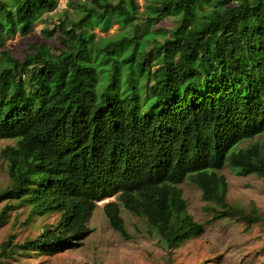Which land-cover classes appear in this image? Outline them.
I'll list each match as a JSON object with an SVG mask.
<instances>
[{
	"label": "trees",
	"instance_id": "obj_1",
	"mask_svg": "<svg viewBox=\"0 0 264 264\" xmlns=\"http://www.w3.org/2000/svg\"><path fill=\"white\" fill-rule=\"evenodd\" d=\"M70 2L81 14L59 31L71 26L76 37H61L57 54L41 43L18 59L4 48L6 36L27 35L58 0H0V138L14 139L0 151L10 179L0 199L27 203L31 216L58 214L33 239L3 240L0 260L81 244L103 199L123 238L132 235L121 206L169 253L203 231L179 187L186 179L213 203L212 219L264 221L254 204L227 200L221 172L229 165L237 175L264 176V146L255 140L264 134V0H160L142 34L130 13L136 0ZM172 11L171 29L149 30ZM115 21L129 30L96 41L88 29ZM156 34L162 68L152 74L145 46Z\"/></svg>",
	"mask_w": 264,
	"mask_h": 264
},
{
	"label": "rangeland",
	"instance_id": "obj_2",
	"mask_svg": "<svg viewBox=\"0 0 264 264\" xmlns=\"http://www.w3.org/2000/svg\"><path fill=\"white\" fill-rule=\"evenodd\" d=\"M70 1L58 0L56 8L38 18L27 35L16 33L6 36L4 48L18 59H23L26 53L31 52V46L41 43L48 44L54 53H59L63 46L61 37H76V31L71 26L60 36V23L62 20L77 19L81 14ZM76 1L82 0H74ZM136 1L139 8L135 13L133 10L130 13L136 16L135 22L142 34L147 28L148 16L157 15L160 11V0ZM175 21L176 13L166 12L158 20L149 21L153 22L149 30L171 29ZM129 28V25L122 26L118 21L106 30L98 24L88 27L89 31L95 33L96 41H105L128 31ZM44 29L52 30V35L44 34ZM161 41V36L156 34L151 36L145 46L152 74L160 73L162 68L160 57L154 54L152 49L153 45ZM101 87L102 82L99 89ZM252 140H244L241 145H246ZM255 140L264 146V134L256 136ZM13 143L12 138H0V151L4 146ZM221 172L228 182L227 200L233 205L245 208H251L254 204L264 218V176L255 173L247 176L237 175L229 165H225ZM9 183L7 162L0 155V191ZM179 187L187 202L188 211L202 223L203 231L169 253L159 237L147 231L142 217L121 206V215L132 235L131 238H123L119 231L111 227L102 208L107 199H103L98 202L87 222L90 232L81 244L51 253L19 251L0 260V264H264V221L247 225L239 219L227 216L212 219V212L207 206L213 203L203 200L197 184L186 179ZM6 205L11 208H6V215L0 220V244L9 237L13 242L33 239L42 233L45 227L55 225L58 221L56 213L31 216L28 204L16 199L1 198L0 215Z\"/></svg>",
	"mask_w": 264,
	"mask_h": 264
}]
</instances>
